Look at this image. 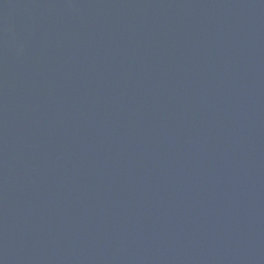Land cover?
<instances>
[{"label": "water", "instance_id": "obj_1", "mask_svg": "<svg viewBox=\"0 0 264 264\" xmlns=\"http://www.w3.org/2000/svg\"><path fill=\"white\" fill-rule=\"evenodd\" d=\"M209 0H0V264H121Z\"/></svg>", "mask_w": 264, "mask_h": 264}]
</instances>
